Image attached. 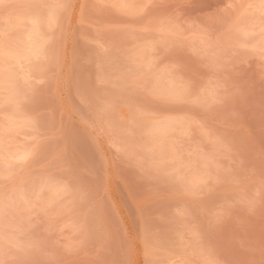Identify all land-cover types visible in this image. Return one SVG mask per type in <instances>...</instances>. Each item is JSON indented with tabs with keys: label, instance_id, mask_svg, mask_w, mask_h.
Masks as SVG:
<instances>
[{
	"label": "rangeland",
	"instance_id": "obj_1",
	"mask_svg": "<svg viewBox=\"0 0 264 264\" xmlns=\"http://www.w3.org/2000/svg\"><path fill=\"white\" fill-rule=\"evenodd\" d=\"M260 1L0 0V264H264Z\"/></svg>",
	"mask_w": 264,
	"mask_h": 264
},
{
	"label": "bare ground",
	"instance_id": "obj_2",
	"mask_svg": "<svg viewBox=\"0 0 264 264\" xmlns=\"http://www.w3.org/2000/svg\"><path fill=\"white\" fill-rule=\"evenodd\" d=\"M260 3H261V1H260ZM258 4H259V2H258ZM261 5V4H260ZM259 5V6H260ZM257 6V5H256ZM256 8V7H255ZM258 8H256V10H257ZM259 10V9H258ZM261 10V9H260ZM255 17H256V15H255ZM258 18V16L256 17V19ZM250 19V18H249ZM259 19H261L260 17H259ZM33 20V19H32ZM251 21V20H250ZM258 21V20H257ZM262 21H263V18H262ZM36 24L35 25H32V23H31V27H29V35L27 36V37H30L31 39H32V41H29V42H27V47H26V50H28V51H32L33 50V43H34V41L36 40V38H37V35H35V33H36V30H35V26L37 25V22L36 21H34ZM259 22H260V20H259ZM255 23H257V22H255ZM254 24V23H253ZM264 25V24H263ZM30 38H28V39H30ZM30 39V40H31ZM155 127V124L154 125H152V127ZM156 126H159V125H156Z\"/></svg>",
	"mask_w": 264,
	"mask_h": 264
},
{
	"label": "snow or ice",
	"instance_id": "obj_3",
	"mask_svg": "<svg viewBox=\"0 0 264 264\" xmlns=\"http://www.w3.org/2000/svg\"><path fill=\"white\" fill-rule=\"evenodd\" d=\"M261 10H262V13H264V0H261ZM262 52H264V42H262V48H261Z\"/></svg>",
	"mask_w": 264,
	"mask_h": 264
}]
</instances>
